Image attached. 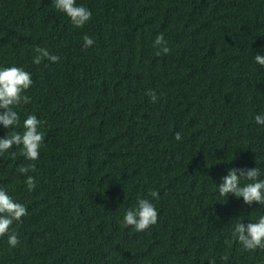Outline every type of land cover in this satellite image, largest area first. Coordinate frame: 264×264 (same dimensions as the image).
<instances>
[{"label":"trees","instance_id":"1","mask_svg":"<svg viewBox=\"0 0 264 264\" xmlns=\"http://www.w3.org/2000/svg\"><path fill=\"white\" fill-rule=\"evenodd\" d=\"M76 4L92 13L83 27L53 0H0V68L32 79L20 126L0 125V138L22 134L29 114L44 135L35 161L22 146L0 155V189L27 209L10 228L20 243L0 237V264H264V249L232 235L264 205L218 191L230 168L264 179V0ZM37 46L59 62L35 64ZM139 199L158 212L143 232L122 223Z\"/></svg>","mask_w":264,"mask_h":264},{"label":"clouds","instance_id":"2","mask_svg":"<svg viewBox=\"0 0 264 264\" xmlns=\"http://www.w3.org/2000/svg\"><path fill=\"white\" fill-rule=\"evenodd\" d=\"M54 7L65 13L74 26L83 27L92 16L90 10L83 6H78L76 0H53ZM83 47L87 49L93 45L94 41L85 35L83 37ZM154 46L159 48L157 55L168 54L169 47L164 39L163 34L157 35ZM37 53L33 62L40 64L42 60L47 58L51 62H59L60 57L52 55L47 49L37 46L34 49ZM255 62L264 66V55L256 54ZM32 85L31 73L25 71L22 67L10 66L0 68V125L5 129L20 126V115L14 110L22 103L30 102L31 97L26 95V91ZM152 102L157 101V95L153 90H147ZM255 121L258 124H264V116L256 115ZM40 121L35 115H27L23 120V133L13 132L12 135L0 138V155L8 152L13 146H22V154L28 160L35 161L39 159L40 147L44 140V135L39 131ZM175 139L181 140L180 133H176ZM12 158H15L13 152ZM18 171L27 174L29 171H35V167L21 166ZM261 175L260 169L253 168H230L228 174L222 177V182L218 185L219 195L227 199L229 194L235 197L243 198L245 204L251 205L257 202L264 205V179H259ZM252 181L251 183L241 184V179ZM29 191L35 189V179L27 176L25 181ZM151 197L158 198V192L152 191ZM27 215L26 207L15 202L12 197L3 189H0V237L8 235V244L15 247L20 240L15 232L10 233V228L14 222H22V217ZM158 220V212L153 203L148 199H139L137 206L128 209L123 216V225L133 226L137 232H143L156 224ZM239 241L242 247L247 251H255L256 249H264V215L260 216L258 222H251L245 225L241 221L235 224L232 233Z\"/></svg>","mask_w":264,"mask_h":264}]
</instances>
